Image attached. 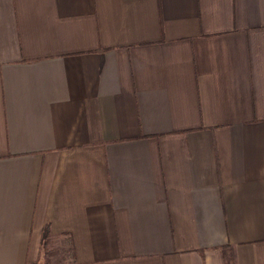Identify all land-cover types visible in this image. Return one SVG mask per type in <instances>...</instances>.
<instances>
[{"label":"crops","instance_id":"0c3cea01","mask_svg":"<svg viewBox=\"0 0 264 264\" xmlns=\"http://www.w3.org/2000/svg\"><path fill=\"white\" fill-rule=\"evenodd\" d=\"M0 264H264V0H0Z\"/></svg>","mask_w":264,"mask_h":264}]
</instances>
